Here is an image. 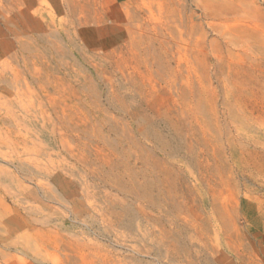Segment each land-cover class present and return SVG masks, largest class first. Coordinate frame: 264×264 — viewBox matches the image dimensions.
Masks as SVG:
<instances>
[{"label":"rangeland","instance_id":"obj_1","mask_svg":"<svg viewBox=\"0 0 264 264\" xmlns=\"http://www.w3.org/2000/svg\"><path fill=\"white\" fill-rule=\"evenodd\" d=\"M0 264H264V0H0Z\"/></svg>","mask_w":264,"mask_h":264}]
</instances>
